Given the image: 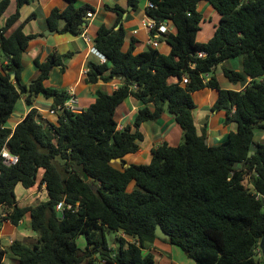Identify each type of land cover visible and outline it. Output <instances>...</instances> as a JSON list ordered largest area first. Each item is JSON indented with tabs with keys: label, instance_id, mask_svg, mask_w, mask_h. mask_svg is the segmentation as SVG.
Returning a JSON list of instances; mask_svg holds the SVG:
<instances>
[{
	"label": "trees",
	"instance_id": "obj_1",
	"mask_svg": "<svg viewBox=\"0 0 264 264\" xmlns=\"http://www.w3.org/2000/svg\"><path fill=\"white\" fill-rule=\"evenodd\" d=\"M31 1L15 0V10L0 25V150L7 144L19 156L16 165L0 164V203L14 225L30 214L38 242L14 240L0 250V264L8 255L14 258L12 264H158L150 250L157 240L180 247L195 264H264L256 258L264 236V142L255 138V131L264 129V0H149L153 7L147 6L146 12L157 26L171 21L177 29L159 36L170 45L168 54L153 46L135 53L133 42L124 51V25H100L93 43L106 60H89L86 80L120 79V85L112 92L97 90L95 101L77 112L63 109L67 90L45 84L55 66L65 70L71 52L35 58L39 75L30 83L21 81L22 55L41 35L24 31L36 13L11 34L6 31ZM66 1L65 9L51 10L48 24L59 32L82 34L87 12L94 8ZM201 1L220 14L214 35L205 42L197 39ZM11 3L0 1V19ZM128 3L136 9L140 1ZM105 8L118 14V23L126 11L119 4ZM61 20L65 25L59 28ZM239 57L241 71L225 64ZM218 66L230 82L245 84L244 89L222 88ZM185 75L189 82L182 84ZM170 77L178 80L169 82ZM204 87L219 90L213 108L226 110L227 121L238 124L215 146L207 144L205 128L200 134L193 117V92ZM39 94L53 98L57 122L40 120L33 108L13 130L7 127L18 100L25 95L32 102ZM129 96L142 106L133 124L120 129L116 109ZM164 112L174 115L183 130L182 141L164 142L152 148L149 162L125 166V155L141 148L142 123ZM252 144L256 151L249 155ZM115 158L123 162H112ZM19 184L25 190L45 185L48 197L20 205ZM62 201L59 218L57 205ZM158 224L168 239L156 235ZM107 230H121L132 240L121 236L115 251ZM81 235L85 247L78 243Z\"/></svg>",
	"mask_w": 264,
	"mask_h": 264
},
{
	"label": "crops",
	"instance_id": "obj_2",
	"mask_svg": "<svg viewBox=\"0 0 264 264\" xmlns=\"http://www.w3.org/2000/svg\"><path fill=\"white\" fill-rule=\"evenodd\" d=\"M139 1V6L133 9L129 5L128 0H77L76 5L78 7L84 4H90L94 8L92 11L93 16L88 18V25L84 29V32L79 35L70 32H59L56 29H52L48 24L47 17L51 10L55 7L65 9L68 5L66 0H32L30 3L24 4L20 9V17L6 31V34H11L18 26L26 21L30 14L35 12L36 16L25 22L24 31L27 34L41 35L30 41L27 50L22 55L23 71L21 81L23 83H30L39 75L40 70L35 63V58L39 57L43 60L52 52H59L61 54L71 52L72 55L64 61L66 65L65 70H62L61 66H55L52 69L49 78L45 81L47 86L64 89L67 92H75L80 110L88 107L95 101L97 90L101 89L112 92L120 85V79H114L110 82L99 80L96 83H88L86 80L88 61H101L99 55L93 50V38L97 33L98 27L102 24L110 27H118L120 24H123L126 29V38L123 45L124 51L130 48L132 42L135 46V53L152 47L150 43V30L146 25L148 22L146 8L149 0ZM116 4L126 8L119 23L118 14L105 8L106 5L115 6ZM15 5V0H12L7 13L0 19V25H4L6 16L15 10ZM198 8L203 13V20L197 39L205 42L214 35L216 27L220 22V14L206 1H201ZM64 25L65 21L61 20L59 28H62ZM167 25L170 31H177L171 21L167 22ZM50 30L54 31L51 32ZM86 36L90 39L88 40ZM158 41L159 45L156 48L160 52L168 54L171 50L170 45L165 40L159 39V37ZM225 64L239 71L243 69V60L241 57L227 61ZM0 71H3L1 55ZM216 76L222 88L242 90L245 87V84H234L230 82L222 73L221 66H218ZM251 79L249 77L247 83ZM168 81L176 82L177 78L170 77ZM218 96L219 90L211 87H204L193 92V98L196 103V107L193 110L194 121L200 134H202L205 128L206 142L211 146L223 143L227 140L229 133L236 131L238 128L236 121H227L228 113L226 110H215L213 108ZM52 104L53 98H47L43 94L37 95L32 102H29L26 96L23 95L16 103L6 126L13 130L33 108L37 109L40 120L45 119L56 123L58 116L50 112ZM141 106L142 103L135 97L129 96L126 98L116 109L115 118L118 127L121 129L127 125H132ZM141 129L144 133L141 148L136 152L125 155L124 160L127 164L149 162L152 148L164 142L170 145H178L183 139L182 128L175 120L174 115L169 112H164L157 120L142 123ZM255 138L259 142H264V129H257L255 131ZM41 170L43 174L44 170ZM31 191H33L32 188L20 195L18 197V203L20 204ZM121 232V236L127 240H132V237L125 235L123 231ZM0 236L6 246L10 245L11 241L14 240H20L29 245L38 242V233L32 228L30 214H26L18 225H14L10 220L5 221L2 225ZM177 248L178 246L162 240H157L150 246L151 251L160 254L158 264H195V262L190 260L191 258L183 256ZM7 257L3 260L2 264H12L14 258L10 256V260L7 261Z\"/></svg>",
	"mask_w": 264,
	"mask_h": 264
},
{
	"label": "built area",
	"instance_id": "obj_3",
	"mask_svg": "<svg viewBox=\"0 0 264 264\" xmlns=\"http://www.w3.org/2000/svg\"><path fill=\"white\" fill-rule=\"evenodd\" d=\"M148 7H153V3L151 1L148 2ZM93 16V12L92 10H89L87 12V19L89 17ZM147 27L150 30V43L153 47H157L159 45V41H158V37L161 35V33H167V32H172L170 31L167 22H162L157 26V22L148 16V22H147ZM156 28V32L154 34H151V30ZM87 37V36H86ZM87 39L89 40L90 38L87 37ZM94 52H96L100 59L101 62H104L106 59L104 57V55H102L94 46L93 48ZM200 56H203L204 53L200 52L199 53ZM178 80V79H177ZM189 82V77L188 76H183L181 83L182 84H186ZM69 96L67 98V100L65 101V103L63 104V109L65 110H69V111H73V112H77V111H81L80 107H79V102H78V98L77 95L75 94V92H68ZM50 112L52 114H57V110L56 109H51ZM19 162V156L15 153H13L10 148L7 146V144H5L2 149L0 150V164H2L3 166H13L16 165ZM64 205V202H60L57 205V209L62 210V207ZM8 217V211L4 209V204L0 203V231L2 229V225L5 221H7ZM13 241H11L12 243ZM7 246L2 242L1 240V236H0V250H4Z\"/></svg>",
	"mask_w": 264,
	"mask_h": 264
},
{
	"label": "rangeland",
	"instance_id": "obj_4",
	"mask_svg": "<svg viewBox=\"0 0 264 264\" xmlns=\"http://www.w3.org/2000/svg\"><path fill=\"white\" fill-rule=\"evenodd\" d=\"M202 27V26H201ZM41 174H42V170L39 171L38 174V185L40 182V178H41ZM133 185L130 186V188H132ZM33 191L29 192L26 198H24L21 201V205H34L39 203L42 200L47 199V190L46 187H43V185L41 186H37L32 188ZM25 188L23 185L19 184L16 187V194L18 195V197H20V195H22L23 193H25ZM23 197V196H22ZM25 197V196H24ZM122 232L120 230H107L106 231V237L108 240L109 245L113 248V250L117 251L119 249L120 246V240L119 238L121 237ZM78 243L80 244V246L84 247L86 245V237L84 235H81L80 237H78ZM178 251L181 252V254H183V256H187L186 253L184 251H182V249H180L179 247L177 248ZM257 255L256 258L258 259V261H260L261 263H264V256L262 254V251L260 250V248L257 250ZM154 256L156 258V261H159V256L160 254L157 252H154ZM174 257V256H173ZM189 258V257H187ZM7 261L10 260V256L7 257ZM192 260V259H190ZM192 262H194L192 260Z\"/></svg>",
	"mask_w": 264,
	"mask_h": 264
},
{
	"label": "water",
	"instance_id": "obj_5",
	"mask_svg": "<svg viewBox=\"0 0 264 264\" xmlns=\"http://www.w3.org/2000/svg\"><path fill=\"white\" fill-rule=\"evenodd\" d=\"M50 31L53 32L54 30H50ZM11 79L12 80L15 79V74L14 73L11 75ZM255 151H256V146L254 144H252L251 150L249 152V155H252ZM112 162H123V158H115V159H112ZM125 166H129V164L126 163ZM263 200H264V198H263ZM58 216H59V218H61L63 216V211L62 210H60L58 212ZM156 235L159 238H161V239H168L169 238V234L163 229V227L160 224L157 225ZM259 248L262 251V254L264 256V236L262 237V239L260 241Z\"/></svg>",
	"mask_w": 264,
	"mask_h": 264
}]
</instances>
